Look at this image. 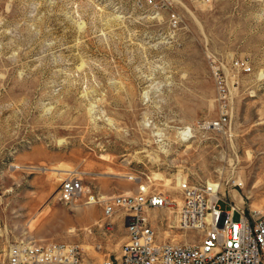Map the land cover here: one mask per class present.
<instances>
[{
    "label": "rangeland",
    "instance_id": "374dc122",
    "mask_svg": "<svg viewBox=\"0 0 264 264\" xmlns=\"http://www.w3.org/2000/svg\"><path fill=\"white\" fill-rule=\"evenodd\" d=\"M182 2L174 35L136 0H0V264L21 241L80 245L85 264L119 256L126 214L88 196L139 184L169 201L149 216L174 243L200 241L175 228L184 181L220 183L224 211L264 212V0ZM224 110L226 129H208ZM73 172L85 193L67 206Z\"/></svg>",
    "mask_w": 264,
    "mask_h": 264
},
{
    "label": "built area",
    "instance_id": "2783aa9c",
    "mask_svg": "<svg viewBox=\"0 0 264 264\" xmlns=\"http://www.w3.org/2000/svg\"><path fill=\"white\" fill-rule=\"evenodd\" d=\"M191 1L201 4L210 2ZM182 3V0H136L139 9L164 13L168 32L174 35L182 25V18L174 8ZM234 67L244 73L251 72V67L244 61H236ZM214 79L224 107H227L229 83L219 71L214 73ZM229 119L224 110L217 120L207 123L206 127L223 131ZM68 175L61 184L58 197L67 206L81 199L85 193L80 174L73 172ZM180 191L182 203L175 228L184 232L186 240L199 237L198 243H174L161 239L149 212L165 208L169 201L162 195L149 193L145 185L139 184L135 194L119 195L108 201H101L90 194L87 204L104 203L105 217L110 218L118 211L126 214L128 240L122 245L119 256L109 255L102 264H264V212L248 213L232 202L230 209L224 211L221 208L220 183L187 180L181 183ZM236 214L239 215L238 221L234 219ZM166 227L172 230V227ZM106 230H112L111 223ZM2 264H85V259L83 249L77 244L21 241L9 247Z\"/></svg>",
    "mask_w": 264,
    "mask_h": 264
},
{
    "label": "bare ground",
    "instance_id": "6f19581e",
    "mask_svg": "<svg viewBox=\"0 0 264 264\" xmlns=\"http://www.w3.org/2000/svg\"><path fill=\"white\" fill-rule=\"evenodd\" d=\"M180 137H181L182 140H184V141H188L189 139L192 138L191 136H188V133H186V132H181V133H180ZM211 183H212V182H211ZM215 184H216V183H215ZM241 185H243V184H241ZM69 231H70V232H74V228H70Z\"/></svg>",
    "mask_w": 264,
    "mask_h": 264
}]
</instances>
